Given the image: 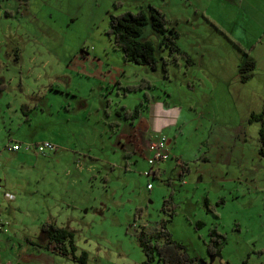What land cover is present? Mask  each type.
Here are the masks:
<instances>
[{
    "label": "rangeland",
    "instance_id": "rangeland-1",
    "mask_svg": "<svg viewBox=\"0 0 264 264\" xmlns=\"http://www.w3.org/2000/svg\"><path fill=\"white\" fill-rule=\"evenodd\" d=\"M26 4L7 7L12 20L0 22V79L6 83L0 94V170L4 188L21 197L14 211L1 203L4 226L12 221L34 238L48 221L72 233L75 254L85 252L87 264H140L145 255L130 224H139L138 230L146 223L154 232L166 217L160 209L167 197V206H176L168 230L200 264H264V157L258 153L260 123L248 122L264 102V50L246 55L226 36L249 48L264 30V0ZM148 5L165 13L192 63L169 61L149 23L139 39L153 43L155 70L124 62L113 48L109 14L148 12ZM249 60L255 67L243 82L239 67ZM143 79L154 87L124 91ZM144 92L151 97L145 108ZM135 108L147 121L148 140L171 139L156 176H146L149 152L136 148L140 131L123 117V109ZM51 140L54 153L21 150L26 155L15 157L7 151L10 143ZM136 208L143 212L134 219ZM198 220L204 225L195 230ZM211 226L226 237L213 258L205 245Z\"/></svg>",
    "mask_w": 264,
    "mask_h": 264
},
{
    "label": "trees",
    "instance_id": "trees-1",
    "mask_svg": "<svg viewBox=\"0 0 264 264\" xmlns=\"http://www.w3.org/2000/svg\"><path fill=\"white\" fill-rule=\"evenodd\" d=\"M117 7V4H114ZM148 12L143 9H138L135 12L126 10L118 14H109V26L107 33L110 37L113 48L119 50L122 54L124 62H132L141 65H147L151 69L157 68V58L155 56L154 45L150 40H140L139 37L142 34L143 28L148 23L151 28L161 35L160 46L165 47L169 51V61L178 64L180 59H184L187 62L192 63V58L186 52L181 50L177 44L178 33L175 29L169 25L170 21L166 17L165 13L159 10L153 5H148ZM12 13L7 11L6 15ZM218 30L221 28L208 19ZM222 31V30H221ZM223 32V31H222ZM224 33V32H223ZM233 45L246 55L251 53L252 48L259 43L262 36H260L249 48H244L239 42L226 35ZM168 61H163L162 69L166 71V65ZM255 67L254 61H245L243 65L239 67L240 78L243 82H246L249 77L252 76V70ZM154 85L147 79H143L141 82L135 85H128L124 87V91H137L143 90V88L152 89ZM6 89V83L0 80V94ZM144 98L140 101V106L148 107L150 94L144 92ZM124 108V107H123ZM139 108H135L133 112H129L124 109V118L129 120L131 117L137 115ZM248 122H259L260 128L258 131V153L261 157H264V105L260 112H251L249 114ZM9 145V144H8ZM7 145V146H8ZM125 156L129 154L125 153ZM185 172H189V167H183ZM183 171L179 175L180 179H183ZM171 200L167 197L163 199L161 211L166 217H161L157 222L158 226L154 229V232L147 231L145 226H142L135 233L136 240L138 241L142 251L145 255V260L140 264H154L156 261L158 264H200L198 259L187 252L186 247L177 240L173 239L169 230L168 223L176 215L175 207L173 203L172 207H168L167 204ZM208 210L212 211L215 216H218L214 207L206 204ZM141 208H136L134 212V219L142 214ZM203 222L198 220L194 224V229L198 230L203 226ZM41 232L45 234L47 243L44 248H52L57 253L70 257L73 261L80 264H87L85 252H81V255L75 254V247L72 243V233L64 227L56 226L51 222H44L41 224ZM225 235L221 233L217 226H211L208 229V239L205 242L206 252L209 258L215 257L223 248L225 243ZM31 244H34L31 240H28ZM69 242L70 247L66 246ZM38 246V245H37ZM204 264H208L207 260H202ZM246 261L243 263L245 264Z\"/></svg>",
    "mask_w": 264,
    "mask_h": 264
},
{
    "label": "crops",
    "instance_id": "crops-1",
    "mask_svg": "<svg viewBox=\"0 0 264 264\" xmlns=\"http://www.w3.org/2000/svg\"><path fill=\"white\" fill-rule=\"evenodd\" d=\"M243 1L244 0H239L240 3H242ZM26 3H27V0H0V8L2 7V5L4 8V13L1 14V12H0V22H3L5 20H7L8 18H10V20H12L11 16L13 15V13L11 11V8H7V7H12L13 5H15V7H16L17 4H20L21 7L25 8L27 6ZM231 4L235 5L236 3L232 2ZM241 5L242 4H238L239 7H241ZM7 11L11 12L12 14L6 15ZM5 30L7 31V29H5ZM22 31H24V30L22 29L20 32H22ZM10 32L11 31H9V33ZM260 36H262L261 40L259 41L258 44H256L253 47V48H255L254 49L255 51L256 50H258V51L264 50V30L262 31V33L257 38H255V41ZM253 43L251 45H253ZM0 78H2L3 80L5 79V78H3V76H0ZM249 103H254V102L250 101ZM263 105H264V102H262V104H257L258 107L259 106L263 107ZM26 113H27V111H25V114ZM27 117L28 116H25L26 119H28ZM129 122L135 127L136 130L140 131V133H139L140 135L138 137V140L134 143L136 148L140 149V150L143 149L142 151L149 152V156H150L151 151L149 149L148 142L155 141L156 138L148 140V138H147L148 137L147 121H146V119L143 118L140 109H139V112L137 113V115L131 117ZM114 124L117 125V123H114ZM50 142L54 144L55 150H56V144L52 140ZM170 143H171V139H170ZM21 144H23V143H21ZM21 150H23L24 152L35 151V150L27 151V150H24L23 148H20L18 150H13V151L7 149V151H12L13 153H15V157H22V155H26L25 153H21L20 152ZM55 150H53L52 153H54ZM1 152L2 151H0V156H2ZM125 157H127V156H125ZM125 166H126V169H128V163L127 162H125ZM158 166H159L158 164H155L151 168V165L149 164V169L146 172H148L149 170H152V173L150 175H148V176L146 175V176L147 177L156 176L158 174ZM4 172H3V169L0 170V184L2 186V188L0 189V206H1V203L6 201L8 203V205L11 207L10 209L14 211V210L20 208L19 203L21 202V197H20V195H17L15 193L11 192L12 191L11 189L4 188V186L2 184V179L4 178V176H6ZM146 172H145V174H146ZM148 185H149V183H148ZM150 187H151V185H150ZM8 195H12V196H14V198L9 199ZM0 217H1V214H0ZM4 221H5L4 219L0 218V264H58V263H61L59 261V260H61V258H65V260H67L66 264H70V262H75L70 257L57 253L52 248H50V249L44 248L45 244L47 243V238H46L45 234L41 232V225H39V227H38V230H39L38 234L33 238L31 236V234L19 233V228H17L16 225L12 221L7 222L6 225L4 226ZM37 225H38V223L35 224V226H37ZM130 226L132 227V223L130 224ZM138 226H139V224L136 223L135 227H132L134 229L135 233L137 232ZM142 226H145L146 229L148 227V225H146V223H143L139 228H141ZM37 236H38V238H36ZM28 240H31L34 244H31ZM75 263H77V262H75ZM61 264H63V263H61Z\"/></svg>",
    "mask_w": 264,
    "mask_h": 264
},
{
    "label": "built area",
    "instance_id": "built-area-1",
    "mask_svg": "<svg viewBox=\"0 0 264 264\" xmlns=\"http://www.w3.org/2000/svg\"><path fill=\"white\" fill-rule=\"evenodd\" d=\"M169 144L170 139L166 138L165 136H157L155 141H151L149 143V149L151 151V155L148 157V163L151 165V168L157 164L158 162H162L166 160L169 157ZM20 148H23L24 150H36L38 153L45 154L47 151H53L55 150L54 144L51 142L45 141L41 144H29V143H10L7 146L8 150H18ZM152 173V170H149L146 172V175H150ZM150 185H148V188ZM2 186L0 185V189ZM132 227H135L134 224H132Z\"/></svg>",
    "mask_w": 264,
    "mask_h": 264
}]
</instances>
